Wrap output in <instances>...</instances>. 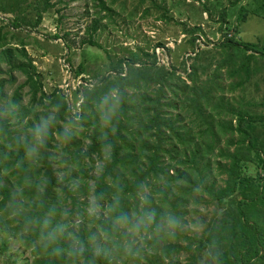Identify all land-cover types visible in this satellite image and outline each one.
<instances>
[{
    "label": "trees",
    "instance_id": "obj_1",
    "mask_svg": "<svg viewBox=\"0 0 264 264\" xmlns=\"http://www.w3.org/2000/svg\"><path fill=\"white\" fill-rule=\"evenodd\" d=\"M147 1L148 5L145 4ZM238 1L229 0V6L234 8ZM93 2L101 12H111L105 0ZM120 3L125 6L130 3L143 16H149L148 12L152 11L156 21L165 24L175 21L163 1L123 0ZM53 6L50 0H0V13L13 14L7 24L0 21V76L3 75L0 78V102L3 103L0 107V129L3 130L0 135V171L5 172L8 168L5 173L13 183V186H8L0 179V196L3 197L0 215L8 216L7 201L19 186L25 199L20 198L19 210L11 221L17 222L14 234L30 250L35 263L88 264L92 257L90 249H86L76 261L64 255H50L40 246L39 225L35 222V218L56 209L62 193L68 195L73 205L76 204L78 190L63 186L62 181L54 176L50 161L53 133L59 134L62 129L58 121L66 122L63 115L69 117L63 96L58 97L54 93L47 96L53 100L56 119L39 164L30 165L24 160L20 168L12 167L22 159L23 153L11 146L16 131L11 128L10 118L16 113L29 114L36 122L43 113L33 116L22 105L20 90L27 87L31 104L35 105L37 101L42 105L45 96L36 78L35 67L27 58V44L18 36L11 35V39L19 40L16 46H12L7 41L10 34L7 31L9 27L18 29L22 24L37 27ZM202 6L203 12L210 15V10ZM228 11L224 8L217 12V22L220 28L226 29V34L213 48H199L197 40L204 35L200 26L187 28L186 23L175 21L182 26L181 34L189 36L187 43L192 52L182 57V74L173 67L160 64L155 50L151 54L143 52L145 60L132 55L111 63L113 75L103 76L90 88L83 87L84 90L89 89L83 90L77 127L91 128L85 136L89 144L81 149L83 131H77L76 127L71 140L62 148L73 158L81 177L84 176L83 166L98 153L102 138L91 111L92 103L100 91L117 86L123 102L115 131H109L106 137L112 145L111 160L105 163L103 171L88 176L93 183L92 194L103 193L101 204L108 203L112 184L118 181L122 205L127 209L136 205L135 195L140 184L154 194V202L163 199L182 221L171 239L160 240L153 246L154 249L163 244L160 257L169 259L170 264H173L171 255L179 254L181 248L188 254V264H200L199 257L203 251L212 254L213 264H264V96L259 100L257 95H252L258 91V79L264 81L263 62H258V59H264V50L260 49L262 45L255 49L242 41V26L250 13L240 6L233 25L228 19ZM98 21L97 18L93 20L81 45L101 49L93 36ZM54 38L57 39L58 35ZM156 47H163V44ZM252 50H260V53L257 55ZM188 61L190 64L186 65ZM17 73L24 76V82L13 89L8 98L4 86L12 87ZM127 91L129 95L125 97L123 92ZM37 92H41L40 97H37ZM18 120V123L22 122ZM26 126L30 128L32 123ZM26 131L24 128L20 134ZM250 169L255 171L250 172ZM39 176L47 178V184L42 188L37 187ZM210 205L215 207L202 234L186 235V229L182 228L184 224L192 215H200L198 209H206ZM28 218H32L33 223L25 225ZM86 221L87 227L79 225L77 230L72 229L85 243L90 233L95 231L87 218ZM59 243L67 247L71 238L65 236ZM148 245L134 257L117 255L111 261L97 257L95 264H152L157 255L149 253Z\"/></svg>",
    "mask_w": 264,
    "mask_h": 264
},
{
    "label": "rangeland",
    "instance_id": "obj_2",
    "mask_svg": "<svg viewBox=\"0 0 264 264\" xmlns=\"http://www.w3.org/2000/svg\"><path fill=\"white\" fill-rule=\"evenodd\" d=\"M50 1L54 6L43 15V19L37 27L30 28L22 24L18 29L13 30L9 27V31L6 28L4 31L10 32L7 41L12 46H16L15 44L19 40L11 39V35L18 36L27 44L25 46L27 58L35 67L36 78L40 83L41 92L45 96L42 105H39L38 101L37 105L31 104L30 96L27 95L28 88L22 87L20 90L23 95L21 96L22 105L29 109L33 116H39L43 112L41 115L43 117L56 112V108L53 107V100L47 96L52 93L58 97L63 96L68 107L66 111H69V117L63 115L66 122L58 121L61 128L64 127L77 108V114H80L81 110L79 109L84 99V91H88L90 86L96 84L103 76L113 75L114 72L111 71L110 64H114L120 58L127 59L136 55L141 60H145L143 52L151 54L152 50H155L160 64L173 67L182 74L184 67L182 57L189 56L192 52L187 43L189 36L181 34L182 26L180 27L175 21L186 23L187 28L200 26L204 35L197 40L199 48H213L223 40L226 34V29L220 28L217 22V12L220 9L228 8V19L234 25L236 10L241 6L250 13V17L242 26V41L255 49L262 45L260 49L264 50V0H240L234 8L229 6V0H153L157 3L163 1L166 10L174 16L175 21L169 24L156 21V15H153L152 11L148 12L149 16H143L140 11L136 12L134 10L136 7L130 3H126V6L121 4L120 1L123 0H116V2L115 0H105L111 11L108 13L101 12L99 8L95 7L93 0ZM145 4L148 5V1ZM202 4L210 10V15L208 12H203ZM11 18H13L11 13H0V21H3V25L7 24V20ZM96 18L99 21L93 36L100 44L101 49L80 44L82 40L87 38V29ZM0 25L2 24L0 23ZM55 35H58L57 39L54 38ZM159 43L163 44V47H156ZM166 50H170V52L167 53ZM252 51H248V53H252ZM254 53L258 55L260 50ZM258 62H263L264 71V59H258ZM189 64L190 61L186 65ZM257 66L259 67V64ZM2 77L3 75L0 76V78ZM14 77L15 81L12 87L7 84L4 86L8 98H10L13 89L24 82L23 75L17 73L14 74ZM257 82L258 91L253 92L252 95H257V98L261 100L264 96V81L259 78ZM84 86L89 88L84 90ZM41 92H37V97H40ZM123 94L126 97L129 92H123ZM2 104L0 102V107ZM6 108L7 106L4 107V109ZM18 119L22 122L18 123L20 122ZM30 119H32L31 115H23L22 113H16L13 118H10L11 128L16 131V135L20 134L24 128H29L26 124L35 123V119L28 122ZM85 129L77 127V131H83L81 137L82 150L89 144V140L85 136L90 133L91 128ZM63 145L58 134L53 133L51 142L53 148L49 151L54 176L69 189H71L74 181L78 180L80 183L79 187L75 189L78 190V194L75 195L76 204L73 205L68 195L62 193V197H59L56 202V209L68 208L70 218L74 222L73 230H77L79 225L88 226L87 217L83 215L84 206L93 191V183L88 176L97 175L106 162L101 160L98 153L94 154L90 162L83 166L86 173L81 177L73 158L62 150ZM249 171L252 172L255 169ZM6 175L7 173L0 171L2 182L8 186H13L11 178ZM234 198L239 199L236 196ZM17 201H20V197L17 198ZM106 204L107 202H103L102 205ZM214 207V205H210L209 208L198 209L200 215H192L182 227L186 229L184 233L186 235H201L204 226L211 219ZM228 208L229 204H227ZM219 212L221 213L222 210ZM15 217L9 218L0 215V264H36L30 250L14 234L17 222H13L11 219ZM201 219L203 220L202 223ZM155 244L151 243L147 247L152 256L157 255L156 261H153L152 264H170L169 259L160 257L163 244L153 249ZM178 244L185 245L183 242ZM171 256L173 264H188V254H185L182 248L179 250V254ZM211 256V253L203 251L199 257L201 258L200 264H213Z\"/></svg>",
    "mask_w": 264,
    "mask_h": 264
},
{
    "label": "clouds",
    "instance_id": "obj_3",
    "mask_svg": "<svg viewBox=\"0 0 264 264\" xmlns=\"http://www.w3.org/2000/svg\"><path fill=\"white\" fill-rule=\"evenodd\" d=\"M122 102L123 97L119 88L112 85L100 91L92 103L94 121L102 135L98 154L103 162L111 160L112 145L106 137L109 131H115ZM77 112L78 108L58 134L63 144L71 140L77 127L79 120ZM55 119V114L49 113L33 123L26 132L12 137L11 146L23 153L22 159L17 160L12 165L13 168H20L24 160L30 165L39 164ZM2 134L3 130L0 129V135ZM7 171L8 168H5V172ZM100 171L103 169L101 168ZM37 179L38 188L47 184L46 177L39 176ZM79 183L78 180L74 181L71 190L78 188ZM112 188L111 200L106 205L101 204L103 193L93 192L84 206L83 215L95 227V231L88 236L87 243L72 231L74 222L70 218L69 209L61 207L51 209L35 218V222L39 225L40 246L50 255H64L72 261H76L86 249H90L92 257L88 264H95L97 257L109 261L117 255L122 258L134 257L149 242L155 244L160 240L170 239L180 228L182 221L175 211L163 199L154 202V194L150 193L143 184L137 186L135 195L137 203L131 209L122 205V191L118 181L113 182ZM18 196L21 200L25 199L19 186L10 194L6 204L9 218L16 216L19 210V201L16 199ZM2 199L3 197L0 196V200ZM31 223H33L32 218L25 220V225ZM65 236L71 238V244L67 247L59 243V240Z\"/></svg>",
    "mask_w": 264,
    "mask_h": 264
}]
</instances>
